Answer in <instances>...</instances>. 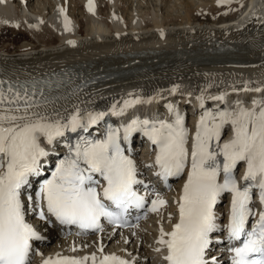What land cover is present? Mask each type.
<instances>
[{"label":"bare ground","instance_id":"bare-ground-1","mask_svg":"<svg viewBox=\"0 0 264 264\" xmlns=\"http://www.w3.org/2000/svg\"><path fill=\"white\" fill-rule=\"evenodd\" d=\"M86 1L3 0L0 3L12 14L0 16V81L19 84L56 74L66 83L63 88L66 94L39 102L42 107L32 108L31 112H43L51 120L66 123L77 111L82 117L89 112L113 114L111 108L115 104L118 115L132 114L137 121L165 122L171 114L174 122L179 114L189 135L205 112L215 114V122L219 123L218 114L230 109L222 106L213 110V105L217 107L220 101H205L212 95L203 92L216 90V86L229 96L225 104L234 107L235 115L240 108L252 110L254 101L260 102L257 112L264 107V0H247L235 18L218 22L214 28L193 26L197 21L191 11L178 19L168 12L145 11V6H141L143 0H129L131 5L135 1L140 9L129 6L124 20L119 13L120 0H94L91 11ZM179 1L169 0L167 8L172 12ZM56 11L63 23L67 19L72 28L69 36L60 34L63 23L54 24ZM6 32L11 36L3 37ZM185 94H192L195 99L198 95L206 105L201 108L194 103L195 107L191 108L185 103L189 100ZM126 100L139 102L125 108ZM176 101L179 103L175 104ZM166 103L168 108L164 111ZM229 127L226 121L221 129V142L230 138ZM96 128L93 127V132ZM138 136L139 133L133 136L135 143L143 141ZM40 144L48 151L61 149L58 141L52 145L44 137ZM137 149L141 148L137 146ZM145 149L146 145L142 151ZM144 171L148 181L157 186L155 171ZM175 207L173 204L164 213L160 209L147 212L148 217L137 229L108 231L91 237L65 231L53 222L44 223L40 257L66 248V253L84 260L91 254L104 255L112 246L119 256L127 257L133 264H165L163 246L157 240L161 228L165 231L175 220Z\"/></svg>","mask_w":264,"mask_h":264},{"label":"snow or ice","instance_id":"snow-or-ice-1","mask_svg":"<svg viewBox=\"0 0 264 264\" xmlns=\"http://www.w3.org/2000/svg\"><path fill=\"white\" fill-rule=\"evenodd\" d=\"M230 2L218 0V5ZM64 26L68 30L67 19ZM5 83L0 81V264H31L30 242L43 239L26 222L25 200L36 210L38 220L50 223L48 217H54L60 225H75L82 232L99 230L101 217L118 223L130 206L144 207V197L134 188L142 183L136 178V167L123 154L118 132L111 129L104 140H83L75 149L69 148V155L58 162L51 178L40 183L35 197L26 192L29 178L41 174V159L48 155L39 142L41 136L51 144L64 135L65 129L86 131L105 114L89 112L82 117L77 111L66 123L51 120L46 113L30 111L42 105L31 101L26 88L15 89L9 85L5 89ZM138 102L126 100L124 107ZM259 104L254 101L252 110L240 108L234 118L230 112H220L219 123L215 122L217 116L213 113L205 112L201 116L192 138L190 170L178 203L179 221L171 232L161 228L157 240L167 249L164 256L167 264H216L215 258L207 260L205 256L212 243L209 234L217 228L213 207L225 192L232 194L228 238L239 242L230 249L231 264H264V210L248 227L250 219L256 216L250 207L253 187L260 189V202L264 205V107L257 112ZM116 108L114 104L113 114H117ZM226 121L232 125V139L216 149L212 142L220 140ZM138 125L159 148L155 158L160 168L157 175L163 180L179 176L189 155L185 148L187 131L183 117L177 114L173 123L133 120L123 129L125 141ZM217 156H223L222 166ZM239 161L246 163L244 187H237L232 175ZM221 171L224 179L218 183ZM96 174L104 181L99 191L98 181L94 179ZM164 204L163 199L152 200L148 211L157 212ZM87 259H46L43 264H84ZM91 259L95 261L96 257ZM100 264H127V261L104 256Z\"/></svg>","mask_w":264,"mask_h":264},{"label":"rangeland","instance_id":"rangeland-1","mask_svg":"<svg viewBox=\"0 0 264 264\" xmlns=\"http://www.w3.org/2000/svg\"><path fill=\"white\" fill-rule=\"evenodd\" d=\"M156 1H158V0H143V3L141 4V6H145V8L143 10H145V11L149 10V12L152 9L154 11L158 12L159 14H166L168 12V13L172 14L173 18L178 16V17H176V19H178L179 17H184L185 13L187 11H191L195 15V19H196L195 22L197 21V23L194 24L193 26H195V27H197V26L198 27H204V28H206V27L207 28H214L213 27L214 25H219L218 22H222V21H225V20L226 21L232 20L242 10V6L241 5L245 4V2H246L245 0H231L230 3H221V4L218 5L217 0L216 1L215 0H180L179 2L181 4L180 3L176 4L177 6L171 12L167 8L169 6L168 5L169 4V0L168 1L164 0V2H162L160 0L162 4H160V1H158L157 4H156L155 3ZM119 3H120L118 5L119 13L121 15V18H123V20L125 19L126 15H127L126 14L127 13V8L129 6H133L134 9H138V10L140 9L138 5L135 6V1H134L133 5H131L129 0H120ZM164 3H166V4H164ZM201 5L202 6L204 5L203 6L204 8ZM136 7H138V8H136ZM203 13H205V15ZM198 22H202V23L200 24ZM170 26L171 27H169V28H172L173 25H170ZM179 26H181V25H179ZM76 29H80V27L77 26ZM8 33L9 32H6L3 35V37H6L7 35L11 36V34L10 33L8 34ZM7 44H9V43L7 42ZM234 69H235V71L237 70V68H234ZM252 84L253 83H250V86ZM214 107H216V106L213 105V108Z\"/></svg>","mask_w":264,"mask_h":264}]
</instances>
